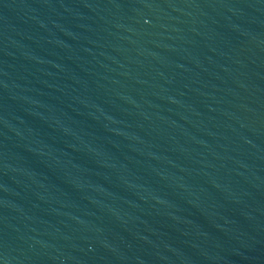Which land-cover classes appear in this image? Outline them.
<instances>
[{
    "label": "water",
    "instance_id": "water-1",
    "mask_svg": "<svg viewBox=\"0 0 264 264\" xmlns=\"http://www.w3.org/2000/svg\"><path fill=\"white\" fill-rule=\"evenodd\" d=\"M0 264H264V0H0Z\"/></svg>",
    "mask_w": 264,
    "mask_h": 264
}]
</instances>
